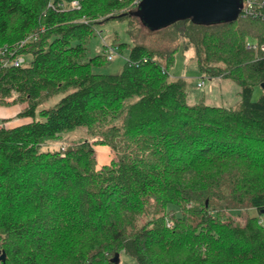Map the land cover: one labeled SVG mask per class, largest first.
Here are the masks:
<instances>
[{
    "label": "trees",
    "instance_id": "trees-1",
    "mask_svg": "<svg viewBox=\"0 0 264 264\" xmlns=\"http://www.w3.org/2000/svg\"><path fill=\"white\" fill-rule=\"evenodd\" d=\"M73 1L0 0V103L17 93L30 118L0 127L6 264H115L119 250L136 264H264V19L154 29L141 0ZM112 20H127L130 51L105 74L108 54L87 43ZM181 49L203 77L232 79L238 102H192L170 76ZM77 128L115 151L105 172L88 139L42 149Z\"/></svg>",
    "mask_w": 264,
    "mask_h": 264
},
{
    "label": "rangeland",
    "instance_id": "rangeland-1",
    "mask_svg": "<svg viewBox=\"0 0 264 264\" xmlns=\"http://www.w3.org/2000/svg\"><path fill=\"white\" fill-rule=\"evenodd\" d=\"M128 29V22L127 20H112L105 23L100 24L97 27L96 35L92 37V39L87 43L88 46V56L92 57L97 54L107 55L109 46L115 47L117 50V54L115 55V58L112 60L106 61L101 67L96 68L95 70L97 72L105 73V74H117L120 73L125 65L126 59L129 55L130 47H122L120 49L119 44L121 43H131V40L129 38V35L127 33ZM256 43L258 45V42L255 38L249 37L248 43ZM255 41V42H254ZM193 52L190 51H183L182 49L176 54V61L174 65L170 67V76L173 78H183L187 82V90L189 92V95H195L198 96L201 93V96L208 93L209 96V90L211 88V85L213 84L212 79L210 77H203L196 61L192 59ZM205 80V83L202 87H198V83ZM231 86L229 87V84L226 83V88L222 87V95L226 96L227 100L219 99H207L205 102L208 104H225V105H232L234 101L238 98L237 91L239 90V86L232 80H229ZM220 87V86H219ZM230 93H224V91ZM262 93V87L256 86L253 100H257ZM221 96V92L219 91L218 96ZM18 94L14 93L12 96L6 98L7 103L3 104H9L12 102V100L16 101L18 99ZM239 99V98H238ZM235 104V103H234ZM27 118L28 120L30 118ZM16 125V124H13ZM90 140L91 142H94L95 147V155L97 159L98 169H100L101 172H105L106 165H109L116 157L115 151L105 145L101 144L102 137L100 135H96L95 137H92L87 129L85 128H77L75 130H71L68 132L63 133L61 136L49 140L47 144H45L42 149L43 150H58L61 149L62 151H65L67 147L71 143H78L83 140ZM100 142V143H99ZM250 215H258L257 211L255 209H251L249 211ZM238 220L242 221L243 217L237 218ZM262 222H264V215L262 216ZM1 249V247H0ZM120 253V262L118 264H136L135 260L128 256L126 253L123 252V250L118 251ZM115 256V255H114Z\"/></svg>",
    "mask_w": 264,
    "mask_h": 264
},
{
    "label": "water",
    "instance_id": "water-1",
    "mask_svg": "<svg viewBox=\"0 0 264 264\" xmlns=\"http://www.w3.org/2000/svg\"><path fill=\"white\" fill-rule=\"evenodd\" d=\"M241 11L242 0H141L137 14L145 24L157 29L187 19L201 24L235 20ZM261 86L264 89V83ZM112 261L120 262L119 252ZM0 262H7L4 249H0Z\"/></svg>",
    "mask_w": 264,
    "mask_h": 264
},
{
    "label": "crops",
    "instance_id": "crops-1",
    "mask_svg": "<svg viewBox=\"0 0 264 264\" xmlns=\"http://www.w3.org/2000/svg\"><path fill=\"white\" fill-rule=\"evenodd\" d=\"M211 79L213 81L212 82L213 84L211 85V88L209 90V96H208V93L207 94L204 93L203 96H201V93L198 96H195V95L190 96L189 95V98L192 102H199V101L205 102L208 98L213 99V100L219 99V98H221L222 100L223 99L227 100L226 96L222 95L221 89H222V87L226 88V83L229 84V87L231 86V84L229 82L230 78L218 76V77H213ZM219 91L221 92V96L216 97V96H218ZM238 91H237V93H238ZM230 92H231V90L229 92H227L226 90L224 91V93H226V94L230 93ZM238 98H239V96H238ZM238 98L236 101H234L235 104L238 102V100H239ZM234 103L232 105H235ZM210 105H212V104H210ZM221 105H225V104H219L217 106H221ZM225 106H229V105H225ZM24 107H25V105L18 100H16V101L12 100V102L9 104L0 103V127L3 126L4 124L7 126H16V125H19L21 123L28 121L27 118H23V117L19 116V113L23 110ZM13 124H16V125H13Z\"/></svg>",
    "mask_w": 264,
    "mask_h": 264
},
{
    "label": "built area",
    "instance_id": "built-area-1",
    "mask_svg": "<svg viewBox=\"0 0 264 264\" xmlns=\"http://www.w3.org/2000/svg\"><path fill=\"white\" fill-rule=\"evenodd\" d=\"M72 5L78 6L79 1L74 0L72 2ZM241 14L247 17H252L255 19H264V0H242V11ZM258 45L256 43H248V47H257ZM262 49H264V44L262 45ZM117 54L116 49L112 48L109 50L108 58L109 60H112L115 58V55ZM16 66H20L25 63L24 57L17 58L14 62H12ZM205 81H201L198 83V87H202L204 85Z\"/></svg>",
    "mask_w": 264,
    "mask_h": 264
},
{
    "label": "bare ground",
    "instance_id": "bare-ground-1",
    "mask_svg": "<svg viewBox=\"0 0 264 264\" xmlns=\"http://www.w3.org/2000/svg\"><path fill=\"white\" fill-rule=\"evenodd\" d=\"M249 42H250V40H249ZM254 42H255V41H254ZM252 43H253V42H252ZM112 48H115V47H111V46H110V47L108 48V50H107V51H108L107 54H109V50H111ZM115 49H116V48H115ZM116 50H117V49H116Z\"/></svg>",
    "mask_w": 264,
    "mask_h": 264
}]
</instances>
